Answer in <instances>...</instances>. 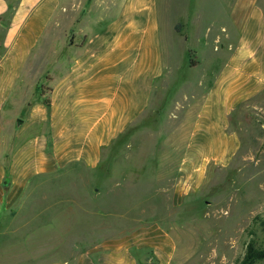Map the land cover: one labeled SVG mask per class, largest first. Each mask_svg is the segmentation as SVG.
Listing matches in <instances>:
<instances>
[{"label":"rangeland","instance_id":"1","mask_svg":"<svg viewBox=\"0 0 264 264\" xmlns=\"http://www.w3.org/2000/svg\"><path fill=\"white\" fill-rule=\"evenodd\" d=\"M80 1L87 24L80 29L100 34L134 0ZM151 1L163 21L167 77L145 117L103 149L96 167L73 163L35 176L31 164L47 154L2 149L0 264H75L149 226L173 239L164 264H264V92L230 116L238 145L226 163H206L195 180L181 171L193 119L224 63L213 51L218 31L227 28L226 42L235 41L233 0ZM257 4L264 11V0ZM7 108L11 118L25 117Z\"/></svg>","mask_w":264,"mask_h":264},{"label":"crops","instance_id":"2","mask_svg":"<svg viewBox=\"0 0 264 264\" xmlns=\"http://www.w3.org/2000/svg\"><path fill=\"white\" fill-rule=\"evenodd\" d=\"M143 1L123 2L103 33L92 34L80 29L87 26L80 0H0V153L47 154L31 164L35 176L73 163L94 168L103 149L145 117L169 65L158 6ZM233 1L235 41L226 42L227 28L218 31L221 47L213 51L224 63L193 119L181 164L187 180L206 163L229 160L238 145L230 116L264 92V11L257 0ZM9 106L25 117L11 118ZM174 248L169 234L149 226L101 243L75 264H164Z\"/></svg>","mask_w":264,"mask_h":264}]
</instances>
